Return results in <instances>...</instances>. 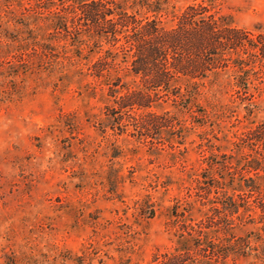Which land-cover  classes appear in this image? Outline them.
Here are the masks:
<instances>
[{
	"label": "rangeland",
	"instance_id": "374dc122",
	"mask_svg": "<svg viewBox=\"0 0 264 264\" xmlns=\"http://www.w3.org/2000/svg\"><path fill=\"white\" fill-rule=\"evenodd\" d=\"M84 1L0 0V264H165L177 252L186 264H264L251 192L264 173L248 167L262 85L237 92L229 68L183 76L170 88L184 98L155 93L121 114L107 84L142 85L130 53L84 28ZM115 1L167 29L198 4L264 34V0Z\"/></svg>",
	"mask_w": 264,
	"mask_h": 264
},
{
	"label": "trees",
	"instance_id": "16d2710c",
	"mask_svg": "<svg viewBox=\"0 0 264 264\" xmlns=\"http://www.w3.org/2000/svg\"><path fill=\"white\" fill-rule=\"evenodd\" d=\"M201 6H187L176 17L175 27L167 29L155 19L137 18L119 7L115 0L80 3L78 16L85 22L84 28H91L93 33L95 30V35L107 41L112 49L130 53V72L142 85L138 91H127L126 88L122 94L123 86L107 84L109 96L114 98L115 108L121 114L126 108H150V99L155 93L184 98L180 91L175 93L170 88L179 77L202 78L228 68L234 72L237 92L247 90L250 82L258 81L264 93V72L254 71L256 62L264 68V34L251 39L250 34L240 29L222 25L214 14H208ZM82 27L80 25L78 29ZM92 70L96 77H103L106 71L104 63L98 61ZM251 149L256 156L248 167L258 177L264 173V122L251 131ZM251 192L259 195L264 214V191L251 186ZM196 232L191 227L187 234L192 239ZM208 248L212 249L209 245ZM183 257L184 253L177 252L165 264H186Z\"/></svg>",
	"mask_w": 264,
	"mask_h": 264
}]
</instances>
